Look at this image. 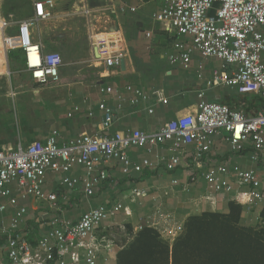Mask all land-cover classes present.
I'll return each mask as SVG.
<instances>
[{
    "label": "crops",
    "instance_id": "0c3cea01",
    "mask_svg": "<svg viewBox=\"0 0 264 264\" xmlns=\"http://www.w3.org/2000/svg\"><path fill=\"white\" fill-rule=\"evenodd\" d=\"M44 1L46 0H0V21L7 25L5 28L0 25V42L2 43L3 38L18 37L19 23L33 20L35 3ZM52 1L53 15L57 12L108 11L111 30L120 34L127 57L120 68L107 69L96 64L90 48L87 70L69 71L62 67L58 82L41 85L33 81L26 71L25 57L21 50L20 60L14 64L12 53L2 48L0 114L3 119L0 118V151L15 148L19 144L44 143L53 131L60 133V145L85 134L114 135L128 131L157 133L169 121L193 113L201 101L226 105L247 116L263 111L264 99L261 96L240 94L234 87L214 83L218 76L222 79L230 78L237 66H224L220 60L205 58L198 51L192 54L189 69H185L181 63L171 64V57L178 55L175 43L190 40L167 31L155 21L154 16L164 7L166 0ZM21 4L26 5V13L29 5L33 6V15L28 20H19L17 17ZM122 9H126V12ZM41 23L43 22L37 23L33 28V36ZM36 38L34 36V41L43 46L45 54H53L46 52L43 43ZM20 73L28 76L30 81H22L25 77ZM128 86L150 95L161 92L165 102H159L157 97L152 96L149 102L132 106L129 101L131 95L126 91ZM108 88H112L113 92L104 91ZM10 101L21 109L16 114L15 123L10 120V113L6 112L10 110ZM75 108H79V111H75ZM107 108L113 111L114 119L110 130L104 132L101 123ZM149 110H153V113L150 114ZM225 136L222 134L213 137L212 149L198 163L192 158L196 153L195 146H187L184 148L186 155L180 154L181 165L174 170L168 169L174 156L171 152L172 143L156 147L151 152L145 148H130L127 154L131 163L140 165L148 160L153 168H145L141 173L131 171L126 176L122 173V163L113 159L102 165L101 169L106 171L108 179L96 188L94 196L90 198L84 196L81 186L69 190L62 185L65 177H85V168L77 167L67 174L49 172L45 174L44 191L58 194V208L34 199L20 201L19 206L28 210L21 227L22 234L35 244L48 235L51 229L49 224L55 219L75 224L94 209H110L121 203L128 214L123 210L104 222L98 232L99 236L106 235L113 228L126 229L130 225L134 233L151 227L172 245L183 233L184 222L188 218L204 212L226 210L227 204L239 194L248 195L254 191L250 186H239L236 177H231L234 192L217 193L201 177L202 174L221 166L228 169L239 167L245 172H256L264 183V159L256 160L251 141L244 143L243 152L235 153ZM192 178H196L195 181ZM174 181L178 184H174ZM10 188L12 196L18 197L16 184H12ZM135 191L141 195L135 194ZM0 205L7 206L0 226L9 227L16 208L10 205L9 199L2 197ZM241 205L247 210L249 224L264 226V199H255L250 204ZM106 237L109 239L107 235ZM109 240L114 242L115 247L111 253L103 252L98 264H117V255L125 248L124 241L118 244L113 239ZM0 264H9L6 239L1 233Z\"/></svg>",
    "mask_w": 264,
    "mask_h": 264
},
{
    "label": "built area",
    "instance_id": "2783aa9c",
    "mask_svg": "<svg viewBox=\"0 0 264 264\" xmlns=\"http://www.w3.org/2000/svg\"><path fill=\"white\" fill-rule=\"evenodd\" d=\"M53 8L52 0L35 3V17L19 23L18 37L2 40L6 51L18 46L24 53L26 71L33 81L41 85L58 82L63 67L61 57L45 54L43 46L36 43L33 36L37 23L53 17ZM122 10L126 12V9ZM84 12L91 13L88 10ZM154 19L167 31L190 40L175 43L178 55L171 57V64L181 63L185 69H189L192 54L198 51L205 58L220 60L224 66H237L230 78L218 76L214 83H224L236 88L240 94H255L264 99V0H166ZM0 25L1 28L7 26L1 21ZM109 28L93 31L91 48L96 64L116 69L123 65L127 50L120 34ZM104 91L112 93L113 89ZM126 91L131 95L129 101L132 106L149 102L152 96L157 97L159 102H165L161 92L150 95L132 86H128ZM75 111H79V108H75ZM149 113L152 114L153 110H149ZM113 119V111L105 109L101 123L104 132L110 130ZM222 134L226 135L233 152H243L244 143L251 141L256 160L264 159V111L247 116L226 105L205 101H201L193 113L169 121L157 133L128 131L114 135L85 134L60 145V133L53 131L44 143L19 144L15 148L2 149L0 197L9 199L10 205L16 208L9 227L0 226V233L6 239L9 264H98L103 252L111 253L115 247L114 242L106 235L99 236L98 232L111 217L123 210L127 212L121 203L110 209H94L75 224L55 219L49 224L51 229L48 235L35 244L23 236L21 227L28 210L19 206L20 201L34 199L58 208V194L44 191L45 174H67L77 167L85 168V177H65L62 185L69 190L81 186L84 196L90 198L94 196L96 188L108 179L106 171L101 169L102 165L113 159L122 163V173L126 176L131 171L141 173L145 168H153L148 160L140 165L131 163L127 154L130 148H145L151 152L156 147L172 143L174 156L168 169L174 170L182 163L180 154L186 155L184 148L195 146L196 153L192 158L198 163L212 149L213 137ZM201 177L217 193L234 192L231 177H236L239 186L252 187L254 191L250 194H239L234 198L239 204L264 199V183L254 171L221 166L205 172ZM12 184H16L18 197L12 196ZM174 184L178 182L174 181ZM135 194L141 195L137 191ZM6 211L7 206L0 205V225Z\"/></svg>",
    "mask_w": 264,
    "mask_h": 264
},
{
    "label": "trees",
    "instance_id": "16d2710c",
    "mask_svg": "<svg viewBox=\"0 0 264 264\" xmlns=\"http://www.w3.org/2000/svg\"><path fill=\"white\" fill-rule=\"evenodd\" d=\"M246 215L232 201L226 210L192 216L172 245L154 228L134 233L127 226L130 239L117 264H264V226L249 224Z\"/></svg>",
    "mask_w": 264,
    "mask_h": 264
},
{
    "label": "rangeland",
    "instance_id": "374dc122",
    "mask_svg": "<svg viewBox=\"0 0 264 264\" xmlns=\"http://www.w3.org/2000/svg\"><path fill=\"white\" fill-rule=\"evenodd\" d=\"M25 6V4L19 6V13L17 14L19 20H28L33 15L32 4L27 8V13ZM108 13L106 10H96L90 14H86L84 11L57 12L50 20L41 23L39 29L35 30L34 36L37 37V41L39 39L43 43L46 52L61 57L63 69L67 68L69 71H74V69L87 70L90 61L91 35L95 29L111 27L109 22L111 20L107 17ZM0 45V50H2L1 42ZM9 51L12 53L11 57L15 61L14 64L17 63L21 56L18 46H14ZM20 74L23 78L25 77L22 81L26 83L30 81L28 76L23 73ZM9 108L10 110H6V112L10 113V120L15 123L16 114L17 112L20 113L21 109L12 101L9 102ZM0 118L3 119L2 114H0ZM105 234L118 244L129 238L126 229L122 228H113Z\"/></svg>",
    "mask_w": 264,
    "mask_h": 264
},
{
    "label": "bare ground",
    "instance_id": "6f19581e",
    "mask_svg": "<svg viewBox=\"0 0 264 264\" xmlns=\"http://www.w3.org/2000/svg\"><path fill=\"white\" fill-rule=\"evenodd\" d=\"M1 46V45H0Z\"/></svg>",
    "mask_w": 264,
    "mask_h": 264
}]
</instances>
